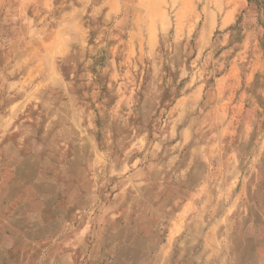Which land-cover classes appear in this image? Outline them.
Segmentation results:
<instances>
[{"label":"crops","instance_id":"1","mask_svg":"<svg viewBox=\"0 0 264 264\" xmlns=\"http://www.w3.org/2000/svg\"><path fill=\"white\" fill-rule=\"evenodd\" d=\"M77 2L0 51V264H264V55L145 121L110 49L143 39Z\"/></svg>","mask_w":264,"mask_h":264},{"label":"rangeland","instance_id":"2","mask_svg":"<svg viewBox=\"0 0 264 264\" xmlns=\"http://www.w3.org/2000/svg\"><path fill=\"white\" fill-rule=\"evenodd\" d=\"M43 1L0 0V51L23 22L21 10L31 12ZM61 1L53 0V6ZM98 1L90 0V5ZM109 1L110 37H141L144 42L110 49L126 57L116 68L127 72L128 91L133 88L142 96L145 121L161 116L170 96L201 90L232 59L246 62L255 47L264 55V0ZM153 37L155 44H147Z\"/></svg>","mask_w":264,"mask_h":264}]
</instances>
